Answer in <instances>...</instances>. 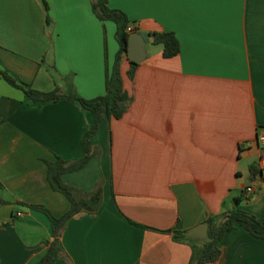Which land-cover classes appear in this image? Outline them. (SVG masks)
Returning a JSON list of instances; mask_svg holds the SVG:
<instances>
[{"label": "crops", "instance_id": "obj_1", "mask_svg": "<svg viewBox=\"0 0 264 264\" xmlns=\"http://www.w3.org/2000/svg\"><path fill=\"white\" fill-rule=\"evenodd\" d=\"M44 1L46 11L41 0H0V68L38 91L72 87L83 98L101 95L103 39L108 67L117 48L113 23L99 21L89 0ZM107 5L121 10L135 31H171L178 53L163 58L159 44L145 42L131 78L121 59L126 110L103 119L90 137L97 155L61 175L81 191L99 185L100 200L95 211L66 220L61 255L52 264H187L185 239L205 240L206 214L230 208L246 186L253 193L238 207L254 216L264 209V0ZM89 123L74 102L33 103L0 79V197L6 200L0 264H37L50 239L49 221L12 201L39 204L53 216L68 208L48 187L43 160L80 157ZM176 218L184 240L158 231ZM218 246L216 264H264V240L240 227L225 232Z\"/></svg>", "mask_w": 264, "mask_h": 264}, {"label": "trees", "instance_id": "obj_2", "mask_svg": "<svg viewBox=\"0 0 264 264\" xmlns=\"http://www.w3.org/2000/svg\"><path fill=\"white\" fill-rule=\"evenodd\" d=\"M44 10L47 5L41 0ZM89 6L92 14L99 21H110L114 25L113 38L117 48L113 55V60L108 67L105 61V40L103 39V93L101 95L83 98L78 96L70 87L67 92H61L57 87L49 91H38L31 88L25 82L12 76L7 71L0 68V79L9 86L14 87L22 92L30 102L45 103L54 102L58 99H66L76 103L81 109L87 111L90 116V123L82 132L79 145L82 155L73 159H62L55 155L51 160H43L45 164V179L48 187L55 192L60 193L67 201L68 208L59 216H53L43 206L39 204H27L13 200L15 204L25 206L42 212L49 221L50 239L46 241V248L43 254L37 259V264H52L61 255L58 238L66 220L79 211L93 212L96 210L100 200L101 190L99 185L90 191H81L64 183L61 175L82 168L86 162L93 156L97 155V150L90 145V137L95 133L98 125L103 119H118L126 110L130 97L122 87V81L119 71V63L125 57L126 39L129 33L135 31L132 26L130 31L126 30L129 20L125 14L116 8H110L107 0H89ZM45 22L48 18L45 15ZM152 43L161 46V56L170 58L178 53V42L171 31L151 32ZM137 63L128 61V68L125 72L128 78L132 77L134 68ZM248 172L253 174L257 169L253 162L249 163ZM264 180V176L262 177ZM244 196L243 190L240 196L232 198V206L220 214H206L202 220L205 229V240L199 244L186 240L183 236V229L180 221L176 218L174 224L167 229L158 230L161 233H170L175 240H184L190 246V257L187 264H216L220 256L218 242L222 235L235 228L240 227L245 233L264 240V209L258 216H254L238 207V203ZM0 197V203H5ZM16 215V213H15ZM127 221L135 226L153 229L145 225Z\"/></svg>", "mask_w": 264, "mask_h": 264}, {"label": "water", "instance_id": "obj_3", "mask_svg": "<svg viewBox=\"0 0 264 264\" xmlns=\"http://www.w3.org/2000/svg\"><path fill=\"white\" fill-rule=\"evenodd\" d=\"M151 40V34L148 32L134 31L129 33L126 39V59L133 63L140 62L144 56L143 44Z\"/></svg>", "mask_w": 264, "mask_h": 264}, {"label": "built area", "instance_id": "obj_4", "mask_svg": "<svg viewBox=\"0 0 264 264\" xmlns=\"http://www.w3.org/2000/svg\"><path fill=\"white\" fill-rule=\"evenodd\" d=\"M131 29H132V26H131V25H127L126 30H127V31H130ZM259 141H260L262 144H264V136H261V137L259 138ZM261 165L264 166V159L261 160ZM252 193H253V188H252L251 186H246V187L244 188V190H243V194H244L245 196H249V197H250ZM16 215H18V213H16Z\"/></svg>", "mask_w": 264, "mask_h": 264}, {"label": "rangeland", "instance_id": "obj_5", "mask_svg": "<svg viewBox=\"0 0 264 264\" xmlns=\"http://www.w3.org/2000/svg\"><path fill=\"white\" fill-rule=\"evenodd\" d=\"M96 156V155H95ZM94 157V156H93Z\"/></svg>", "mask_w": 264, "mask_h": 264}]
</instances>
